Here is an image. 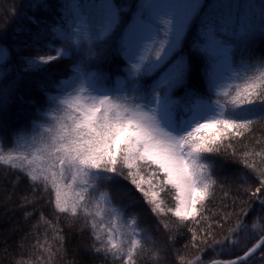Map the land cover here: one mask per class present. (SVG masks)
<instances>
[{"label":"snow or ice","instance_id":"obj_1","mask_svg":"<svg viewBox=\"0 0 264 264\" xmlns=\"http://www.w3.org/2000/svg\"><path fill=\"white\" fill-rule=\"evenodd\" d=\"M62 6L68 14L69 27L74 30L68 33V39L75 33L89 44L102 41L118 31L123 22L124 8L113 0L99 4L69 0ZM220 7L208 0H141L120 47L129 55L134 77L147 76L160 68V78L147 91L138 81L133 83L130 95L127 87H97L77 66L76 79L67 87H60L57 95L48 97L49 107L41 113V120L34 122L31 132L17 133L7 151L0 143V165L19 169L32 182H41L45 190L50 187L58 212L73 217L82 214L90 219L94 239L99 242L94 250L110 255L120 264H136L138 256L146 251L147 242L141 236L137 218H126L113 205L111 195L100 191L106 182L119 177L130 179L151 205V211L158 214H165L159 192L168 189L175 207L167 211L181 221L194 218L197 205L211 197L216 184L206 161L221 151L230 135L242 137L256 123L264 122V59H242L234 66V45L241 44L242 51L249 52L252 33L233 19L231 11H217ZM155 20L158 25L153 23ZM197 20L201 21V51L210 61L208 83L215 100L195 91L188 93L185 81L191 74V65L183 59L173 64L175 57L169 59L180 47L185 30ZM261 20L264 34V5ZM142 28L149 29L152 44L140 54L132 50L130 40L140 35ZM66 55L58 49L55 56L32 58L30 67L41 68ZM8 56V50L0 47V61ZM221 67L226 76L219 71ZM177 89L185 91V96L174 98ZM256 157L264 162V148L245 152L241 162L258 181L254 190L249 189L251 197L264 205V166H257ZM145 184L153 190H145ZM105 217L107 223H97ZM240 227L237 225L235 230ZM257 227L258 224L253 225L254 229ZM196 239L194 233L193 241ZM221 243L215 241L217 245ZM262 247L264 236L243 256L226 261L212 259L210 264H243ZM153 258L158 259L159 253L154 252ZM187 264L205 261L198 255Z\"/></svg>","mask_w":264,"mask_h":264},{"label":"trees","instance_id":"obj_2","mask_svg":"<svg viewBox=\"0 0 264 264\" xmlns=\"http://www.w3.org/2000/svg\"><path fill=\"white\" fill-rule=\"evenodd\" d=\"M68 2L0 0V47L9 52L8 58L0 61V143L5 151L12 147L17 133L31 132L34 122L41 120V113L49 107L48 97L57 95L60 87H67L76 79L78 73L74 69L77 66L97 87L107 90L127 87L130 95L133 83L138 81L147 91L162 75L157 68L147 76L134 77L129 55L120 47L121 38L133 23L136 6L141 0H113L124 8L121 28L110 38L91 44L75 33L71 39L67 38L68 33L74 31L69 27L70 20L62 6ZM75 2L99 4L103 0ZM208 2L221 5L217 9L221 13L231 11L233 19L251 29L248 41L251 55L243 52L244 46L237 43L234 45V66L242 59H264V34H261L264 0ZM228 5L233 8L229 9ZM236 5L241 7L236 8ZM200 31L201 21L197 20L185 30L180 47L169 59L175 57L173 64L183 59L186 65H191V74L185 81L188 93L195 91L206 99L215 100V94L209 90L210 61L201 51ZM144 38L136 50L140 54L152 44L146 32ZM58 49H63L67 55L41 68L30 67L32 58L55 56ZM219 71L227 75L222 67ZM184 96L185 91L179 89L173 93L174 98ZM261 148H264V122L256 123L242 137L230 135L226 138L221 151L206 161L216 181L212 195L202 205H197L194 218L185 221L167 211L175 207L173 194L168 189L159 192L165 214H158L151 211V205L130 179L119 177L106 182L100 191L111 195L113 205L121 209L126 218H137L141 236L147 242L146 251L138 256L136 264H187L198 255L204 258L205 264H210L212 259L231 260L252 248L264 236V205L251 197L249 189L254 190L258 181L241 160L245 152H257ZM256 163L258 167L264 166L259 157ZM124 171L126 175L127 170ZM144 175L147 178V173ZM144 188L153 190L147 184ZM107 221L105 217L97 223ZM90 224L91 220L82 214L73 217L58 212L50 187L45 190L41 182H32L19 169L0 165V264H120L110 255L94 250L99 242L94 239ZM254 224L259 227L254 229ZM237 225H241L238 231L235 230ZM225 237L229 240L225 241ZM215 241L223 243L217 245ZM154 252L159 253L158 259L153 258ZM243 264H264V247Z\"/></svg>","mask_w":264,"mask_h":264},{"label":"rangeland","instance_id":"obj_3","mask_svg":"<svg viewBox=\"0 0 264 264\" xmlns=\"http://www.w3.org/2000/svg\"><path fill=\"white\" fill-rule=\"evenodd\" d=\"M162 2H169V0H162ZM171 2H176V3H178L179 2V0H171ZM201 2H202V0H201ZM155 21H157L158 23H159V21L158 20H155ZM154 23V22H153ZM155 24V23H154ZM156 25V24H155ZM140 32H143L144 31V33H141L140 35H136V36H133V41H132V43H131V46H132V48H134V50H138L137 49V44L138 43H141L142 41H143V39H146V38H144V34H145V32H146V35H149L148 33H149V29L148 28H142V29H140L139 30ZM140 46V45H139Z\"/></svg>","mask_w":264,"mask_h":264},{"label":"water","instance_id":"obj_4","mask_svg":"<svg viewBox=\"0 0 264 264\" xmlns=\"http://www.w3.org/2000/svg\"><path fill=\"white\" fill-rule=\"evenodd\" d=\"M258 242H259V241H258ZM258 242H257V243H258ZM257 243H256V244H257ZM259 250H260V249H257V251H256L255 253H253L250 257H252L253 255H255ZM242 256H243V255H242ZM250 257H249V258H250ZM249 258H248V259H249Z\"/></svg>","mask_w":264,"mask_h":264}]
</instances>
